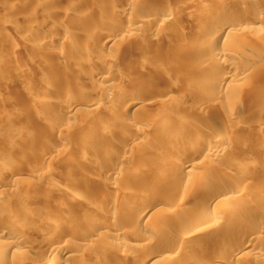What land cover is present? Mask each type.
Returning a JSON list of instances; mask_svg holds the SVG:
<instances>
[{
	"label": "bare ground",
	"instance_id": "bare-ground-1",
	"mask_svg": "<svg viewBox=\"0 0 264 264\" xmlns=\"http://www.w3.org/2000/svg\"><path fill=\"white\" fill-rule=\"evenodd\" d=\"M120 1L118 9L106 5L75 13L98 19L110 15L116 29L102 41L109 47L125 32L153 39L186 3L180 0L173 8L166 0H154L162 6L156 8L155 3L147 6L150 0ZM207 1L220 2L223 9L202 7L193 16L186 12L178 27L169 30L160 59L173 57L175 68L184 70L175 92L193 85L196 78L189 67L210 74L206 84L218 86L210 99L223 101L213 121L194 124L186 114L171 113L168 97L174 104L183 96L175 92L174 99L159 96L163 108L153 117L122 115L124 84L106 76L118 65L113 56L93 58L87 63L91 74L72 68L91 86L87 90L49 96L55 83L50 79L42 82L41 95L22 102L27 110L22 119L30 129L0 133V264H147V259L151 264H264V162L254 173L258 159H243L253 149L247 143L264 151V137L258 128L241 136L258 125L243 116L264 113V82L255 74L260 70L264 75V48L258 49V59L235 46L262 26L264 0ZM137 4H142V14L135 17L132 8ZM0 6L11 16L5 20L9 26L24 30L32 40L42 29L55 32L29 43L39 56L38 74L46 75L44 60L50 57L67 61L62 50L50 45L67 41L62 24L72 20L76 2L62 9L53 0H0ZM53 17L58 19L55 25ZM2 25L0 18V30ZM255 40L263 44L264 35ZM154 50V43L148 44L149 56ZM191 52L204 59L190 64ZM6 59L13 62L11 56ZM8 69L14 72L15 66L10 63ZM146 73L144 77H153ZM248 77L250 95L258 101L240 106L235 102ZM197 89L188 93L203 98L209 91L207 86ZM24 94L30 96L27 88ZM148 100L138 93L127 105L138 104L141 110ZM203 100L193 108L197 117ZM10 113L0 107V121L14 118ZM219 127L233 138L217 134ZM206 170L216 174L209 179L203 176ZM17 176L25 179L19 182ZM231 176L237 185L230 184ZM186 191L199 202L190 212L177 199ZM162 205L169 207L164 213L150 212ZM133 228L141 232L139 242L130 241ZM202 235L201 241L196 239ZM84 253L88 258L83 260Z\"/></svg>",
	"mask_w": 264,
	"mask_h": 264
},
{
	"label": "rangeland",
	"instance_id": "rangeland-1",
	"mask_svg": "<svg viewBox=\"0 0 264 264\" xmlns=\"http://www.w3.org/2000/svg\"><path fill=\"white\" fill-rule=\"evenodd\" d=\"M8 1V0H7ZM56 5H58V9H62L65 7H68L70 2H76V7H72V20L70 21H63L62 28L67 29V37L63 44L57 43L55 41L51 42V48L60 49L65 54L67 61L61 62L55 57H50L47 61V64L49 68L46 70L44 74L45 76H41L37 73V66L36 63L39 62V56L35 50L33 49L29 43L34 41V39H38L39 37H48L49 34L55 33H49V30L42 29L43 32H41L39 35L32 38H28V36L25 34L26 32L22 29L18 28H11L9 26V21H5L6 19L11 18L8 14L4 13V9L0 6V18H3V25L0 30V107L4 111H8L10 114L14 116L11 120H3L0 121V133L7 134L10 130V128L14 129H30V124L28 125L27 122H24L22 118H24V115L27 114V110H24L22 107V102L29 101L39 95H41L40 86L43 81L45 80H53L54 86L51 88L49 96H56L58 94H61L65 91L67 92H81L87 90L89 87H91L84 79L81 77V75H78L72 71V68H81L86 71V73H90V70L87 69V63H89L93 58H96L98 56H113L115 57L118 65L117 67H111L108 70V77H111L113 79L120 80L125 87V95H124V103L121 105L123 113L122 115L126 116L127 118H136L139 116H143V114H146L150 117H153L157 112H159L163 108V104H160L158 101L161 99L162 102V95L164 96H170L172 95L173 99L175 98V94L182 93L183 96L181 99L175 98L177 101L174 102H180V103H171L170 98L168 97V106H172L170 109L172 110L171 113H180V114H186V119L190 122H193L194 124H198L201 122H204L203 120H214L216 115H220V110L222 107L220 106L223 101L221 99H210L212 96V93L216 88H218L217 85L208 86L206 84V80H209L211 78L210 74H202L197 69H192L191 67L188 68V70L191 71L193 76L196 78L194 79L193 85L189 86H183L184 88L180 92H175L177 89L179 77L182 76V73L184 72L182 69L175 68L173 61V57L170 59H160L161 50L165 47L166 39L168 37V33L170 31H174L178 26L176 22L180 19H183L185 15H188L186 12L189 13L188 16L195 15V12L199 8L207 7L208 10H213L214 12L221 11L222 4L220 2H211L207 0H186V3L182 4L181 10L183 12L177 13L180 14L179 16H173V19H171L168 23H166L165 30L161 31L159 35L155 36L153 39L148 38L144 33L137 32V33H130L125 32L122 38L119 42H116L115 45L109 47V45H104L102 43L104 34L107 32H112L116 28H114V24L109 21L108 18H110V15H107V17L103 18H95L93 14L88 16H76V12L79 9L87 10L92 7H102L106 5H110L113 9H118L122 5L120 3V0H53ZM203 3H201V2ZM168 5L173 8L176 4L179 5L180 0H166ZM175 2V3H174ZM155 1L150 0L147 6H151L154 4ZM201 3V4H200ZM210 3V4H209ZM212 3V4H211ZM204 6H203V5ZM158 4L155 3L157 6ZM142 4H137L136 7L132 8V13L135 15V17L142 14ZM159 6V5H158ZM158 6L156 8H158ZM177 6V5H176ZM162 6H159V8ZM184 7V9H183ZM176 13V12H174ZM186 13V14H185ZM194 13V14H193ZM193 14V15H192ZM184 16V17H183ZM50 19V18H49ZM52 25H55L57 23V18L50 19ZM11 22V21H10ZM159 22V21H158ZM158 24V23H155ZM159 25L160 22H159ZM262 25V26H261ZM261 27L256 28L255 31L248 33L246 35V38L244 40L237 41L235 46L241 47L242 50H244L249 55L253 56L254 58L261 59L258 49L264 48V43H258L255 40L256 36H263L264 35V22L261 23ZM164 26V25H163ZM164 26V27H165ZM263 27V28H262ZM163 28V27H162ZM168 29V30H167ZM55 31V29H53ZM170 30V31H169ZM264 42V41H263ZM156 46V50H154L149 56L146 52V48L148 44H152ZM15 46V49H10L9 45ZM189 58L190 64L196 63L198 61H202L204 58H200L197 55H194L193 52H191ZM10 56L12 57V60H7L6 58L10 59ZM43 58V57H42ZM11 66L12 64L15 66V71L11 72L8 69V66ZM189 64V65H190ZM149 71L152 78H146L144 77V74H147L146 72ZM255 73L257 75V78L259 81L264 82V75L259 74L260 70H256ZM61 75L63 77H61ZM135 78L137 79V82H135ZM6 80H8L10 83H6ZM12 80V81H11ZM98 80V78H97ZM250 82L251 79L248 77L243 83L244 88L241 91V94L239 95V99L235 102V104H239L240 106L244 104H250V103H256L258 101V97L254 95H250ZM143 84V86L141 85ZM146 86V87H144ZM155 87L156 91L153 93L152 88ZM199 86H207L208 93L206 97L198 96L197 94H189L188 90L190 88H193L197 92V87ZM152 87V88H150ZM171 87V88H170ZM28 89V92L30 94L29 97H25L24 90ZM225 87L222 88V90ZM173 89V90H171ZM158 90V91H157ZM171 90V91H170ZM178 91V90H177ZM171 92V93H170ZM175 92V94H174ZM138 93H141L143 96L147 97L151 103L147 104V107L141 110H137L136 107L138 104H131V99L137 95ZM165 93H167L165 95ZM162 94V95H161ZM161 95V96H160ZM160 96V97H159ZM131 98V99H130ZM167 98V97H166ZM158 99V100H157ZM165 99V98H164ZM163 99V100H164ZM179 99V100H178ZM206 101H204V100ZM245 99V100H244ZM202 100L205 102V106L199 108L200 116H196V114H192L193 108H195V105L198 104V102ZM209 100V101H208ZM212 100V101H211ZM207 101L209 105L207 104ZM221 109H220V108ZM165 108V106H164ZM168 108V107H166ZM220 113V114H219ZM264 113L261 115L258 114H250L249 116H243L242 119H245L249 121V117H251V121L254 122L258 120V125L254 126V129L251 128L254 124L252 122L249 124V122L246 121L248 125H251L250 127L245 124V120H241L242 123L246 125V127H249L251 129H247V132H243L241 135L247 136L249 132L255 131V128H258L257 133H259V137H264ZM260 115V116H259ZM149 117V118H150ZM248 118V119H247ZM253 118H255L253 120ZM73 118H70L69 121L73 122ZM212 120V121H213ZM257 122V121H256ZM219 130L217 134L220 136H226L230 137L228 135V132H225V130L221 127H219ZM246 131V130H244ZM236 134L239 133V131L235 132ZM233 134V136L235 135ZM248 133V134H247ZM190 132H186V136H190ZM251 136V134H250ZM11 138H13V135H10ZM232 137V135H231ZM233 138V137H232ZM252 144V145H251ZM247 143L246 147H252L251 151L243 156V159H246L250 157H256L259 161V163L252 169L254 173H257L258 170L261 168L262 163L264 162V151L261 148H257L254 146L253 143ZM7 163V162H3ZM197 172V170H196ZM216 172L206 170L203 172V176L207 177L209 179L213 178ZM24 176H17V179L22 181ZM19 178H22L19 179ZM54 179V178H53ZM56 179V178H55ZM23 182V181H22ZM62 182V183H61ZM69 182H72L70 179L67 181H61V184H67ZM230 184L232 186L238 184V179L231 176L230 177ZM44 186H40L38 192L42 191ZM57 193H54V195ZM57 196V195H55ZM177 199H182L180 208H182L183 211H192L195 206L199 203L198 201L193 199V194L190 191H186L184 194L182 193L181 196ZM256 206H258V203H255ZM169 207L168 205H162V207L155 208L150 210V212L153 213L154 216H157L159 214L164 213L165 210H167ZM140 230L138 228H133L131 234L133 239H130L132 242H139L141 240V234ZM227 235V234H225ZM96 235H92L91 239L94 240L96 238ZM202 236L196 237V239L202 240ZM204 241H207V239H204ZM82 255V254H81ZM85 255V253L82 255V257ZM85 258L86 255L84 256ZM83 257V260H84ZM147 264H151V260L145 261Z\"/></svg>",
	"mask_w": 264,
	"mask_h": 264
}]
</instances>
